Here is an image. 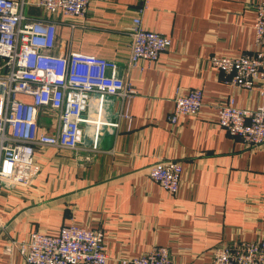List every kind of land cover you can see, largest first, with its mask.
I'll use <instances>...</instances> for the list:
<instances>
[{
	"label": "crops",
	"instance_id": "obj_1",
	"mask_svg": "<svg viewBox=\"0 0 264 264\" xmlns=\"http://www.w3.org/2000/svg\"><path fill=\"white\" fill-rule=\"evenodd\" d=\"M259 1L149 0L141 26L170 44L133 67L127 65L128 27L142 0H88L82 19L30 9L56 21L54 53L115 60L136 92L124 106L129 119L118 116L117 97L90 96L81 127L84 145L90 148L97 137V150L38 147L39 171L30 185L0 186V264H27L16 249L5 251L10 239L33 229L54 234L68 222L103 232L106 264L151 245L167 246L172 264H210L218 245L264 238V144L246 146L216 122L226 97L253 108L264 96L232 88L209 63L212 54L254 49ZM191 88L203 93L199 113L169 122L175 93ZM162 160L182 166L175 193L147 174Z\"/></svg>",
	"mask_w": 264,
	"mask_h": 264
},
{
	"label": "built area",
	"instance_id": "obj_2",
	"mask_svg": "<svg viewBox=\"0 0 264 264\" xmlns=\"http://www.w3.org/2000/svg\"><path fill=\"white\" fill-rule=\"evenodd\" d=\"M148 2L142 0L128 27L129 67L141 59L155 60L170 44L169 37L141 26L140 16ZM87 5L88 0H0V186L30 185L39 171L34 158L38 147L76 154L97 150V137L90 148L84 145L81 127L91 95L99 100L105 95L117 97L118 116L129 119L124 106L136 90L121 74L119 64L77 51L54 53L56 21L30 12L40 8L82 19ZM254 11V49L234 55L212 54L209 63L223 72V81L232 88L257 89L264 96V0L256 3ZM202 99L199 88L176 92L169 122L182 115H197ZM44 115H54L55 123H41ZM216 122L246 146L264 144V102L242 108L228 96L217 106ZM181 169L176 160H162L152 163L147 174L167 192L175 193L180 188ZM12 249L27 264H106L108 258L103 232L76 222L61 224L54 234L33 229L10 239L5 251ZM118 260L120 264H172L169 249L163 245H151L140 255ZM210 264H264V238L218 245L212 250Z\"/></svg>",
	"mask_w": 264,
	"mask_h": 264
},
{
	"label": "rangeland",
	"instance_id": "obj_3",
	"mask_svg": "<svg viewBox=\"0 0 264 264\" xmlns=\"http://www.w3.org/2000/svg\"><path fill=\"white\" fill-rule=\"evenodd\" d=\"M40 122L41 123H50V124H54L55 123V116L53 115V117L52 116H47V115H44V116H41L40 117Z\"/></svg>",
	"mask_w": 264,
	"mask_h": 264
}]
</instances>
